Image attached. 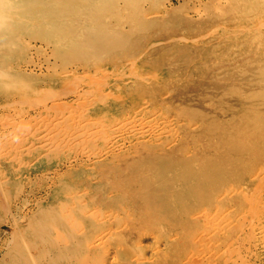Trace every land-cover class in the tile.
Returning a JSON list of instances; mask_svg holds the SVG:
<instances>
[{
  "label": "rangeland",
  "instance_id": "rangeland-1",
  "mask_svg": "<svg viewBox=\"0 0 264 264\" xmlns=\"http://www.w3.org/2000/svg\"><path fill=\"white\" fill-rule=\"evenodd\" d=\"M113 3L119 15L111 23L127 30L123 35L134 42L130 49L109 52L96 62L67 60L58 56L59 50L53 45L29 35L21 37L17 51L9 52L17 74L14 85L18 87L6 91L0 86V189L4 193L0 198V264H11L15 249L28 238L25 229L39 227L38 219L44 213L51 214L56 222L68 223L70 229L81 220L88 221L87 216L94 219L81 224L89 236L87 264H264V31L260 33L261 44L251 40L257 36L255 26L264 17V4L249 10L238 0H141L142 11L135 15L127 12L122 1ZM1 54L7 55L0 51V60ZM149 123L155 127L150 129ZM164 156L205 171L207 185L215 192L210 203L199 200L187 209L189 218L183 225L189 233L181 259L171 248L175 240L170 235L181 229L171 225L173 208L168 202L164 204L167 217L162 226L169 235L161 240L130 224L129 212L135 215L133 205L126 204L123 193H111L113 184L127 185L142 165L158 163ZM211 160L223 170L211 166ZM97 193L105 205L101 222L94 224L97 205L93 196ZM27 198L30 201L27 213L22 214L24 220L6 221L2 204L15 207ZM118 206L120 216L112 219L109 211ZM206 211L214 213L208 218ZM197 215H206L205 220ZM117 228L120 230H114ZM101 234L105 239L99 245L104 243L110 254L94 242Z\"/></svg>",
  "mask_w": 264,
  "mask_h": 264
},
{
  "label": "bare ground",
  "instance_id": "bare-ground-1",
  "mask_svg": "<svg viewBox=\"0 0 264 264\" xmlns=\"http://www.w3.org/2000/svg\"><path fill=\"white\" fill-rule=\"evenodd\" d=\"M115 0H0V51L7 54L6 56L2 55V60H0V86L6 90L10 91L15 87L14 80L17 77L16 70L11 67L12 59L9 57V52L11 53L13 50H16V48L19 46V43L21 42V37L29 36L34 39H42L47 42L48 45H53L56 50H59L58 56H62L63 58L67 60H72L75 58H81L85 60H95L96 58L105 57L107 53H116L121 52L126 49H130L133 46V41L125 38L123 34L127 32L122 26L114 25L111 23V20L115 17L117 18V15L119 11V8L114 5ZM124 3V8L127 10V12L132 11L133 14L138 15L139 12L142 11V8L140 7V1L141 0H119ZM235 2L237 0H234ZM238 1H244L245 4H247L249 10H253V5H263L264 0H238ZM121 3V2H120ZM122 3V4H123ZM246 6V5H245ZM236 8V7H235ZM243 9V8H242ZM257 10V9H256ZM255 10V11H256ZM181 11V10H180ZM261 11V10H260ZM259 14V13H258ZM125 16V15H124ZM146 16V15H145ZM148 16V15H147ZM151 16V14H150ZM256 16V15H254ZM253 16V17H254ZM224 18V17H223ZM256 18V17H255ZM259 19V18H258ZM261 19V18H260ZM255 21V20H254ZM256 22V21H255ZM221 26V25H220ZM126 27V26H125ZM254 29V33H256V37L251 38L253 42L256 43H262V36L261 32L264 31V17L257 23ZM229 28V27H228ZM231 28V27H230ZM242 28V26H241ZM247 28V27H246ZM250 29V27H248ZM254 28V27H251ZM239 29V28H236ZM245 29V27H244ZM213 30V28H212ZM211 30V31H212ZM235 30V29H234ZM248 29H246L247 31ZM39 31V32H36ZM48 31V32H47ZM209 31V32H211ZM228 31V30H227ZM235 32V31H234ZM245 32V31H244ZM249 32V30H248ZM253 32V30L251 31ZM208 33V32H207ZM206 33V34H207ZM217 33V32H216ZM233 33V32H232ZM231 33V34H232ZM237 33V31H236ZM239 33V32H238ZM241 33V32H240ZM243 33V32H242ZM209 34V33H208ZM207 34V35H208ZM230 34V33H229ZM204 35V34H203ZM228 35V34H227ZM173 37V36H172ZM185 37V36H184ZM204 37V36H203ZM180 38V37H178ZM182 38V37H181ZM180 38V39H181ZM201 38V36H200ZM134 39V38H133ZM138 39V38H137ZM195 39V38H194ZM193 39V40H194ZM197 39V38H196ZM175 40V39H174ZM186 40V39H185ZM172 41V40H171ZM155 42V40H154ZM159 42V40H157ZM187 42V41H186ZM191 42V41H189ZM160 43V42H159ZM192 43V42H191ZM158 44V43H157ZM156 44V45H157ZM204 44V43H203ZM210 44V43H209ZM154 45V44H152ZM198 45V44H197ZM23 47V46H22ZM148 47L149 44H148ZM148 49V48H147ZM259 47L256 48V51H259ZM25 50V48H24ZM63 50V51H62ZM17 51V50H16ZM23 52V51H22ZM129 53V52H126ZM144 53V52H143ZM145 54V53H144ZM143 55V54H141ZM61 57V58H62ZM140 57V56H139ZM18 58V57H17ZM142 58V57H140ZM139 58V59H140ZM144 60V58H143ZM89 61V62H90ZM97 60H95L96 62ZM83 62V61H82ZM92 62V61H91ZM102 63V62H101ZM104 63V62H103ZM107 63V62H105ZM124 63V62H123ZM87 64V63H86ZM92 64V63H91ZM94 64V63H93ZM97 64V63H96ZM95 64V65H96ZM111 64V63H109ZM117 64V63H116ZM122 64V63H121ZM134 64V63H133ZM88 65V64H87ZM98 65V64H97ZM127 65V64H126ZM95 67V66H94ZM100 67V66H98ZM114 67V66H113ZM147 67V66H146ZM130 68V67H128ZM91 69V68H90ZM89 69V70H90ZM165 69V68H164ZM163 69V70H164ZM94 70V69H93ZM95 71V70H94ZM79 72V71H78ZM125 72V70L121 71ZM161 73V72H160ZM165 73V71H164ZM19 74V73H18ZM152 74V73H151ZM150 74V75H151ZM125 76V75H124ZM145 76V75H144ZM195 76V75H193ZM148 77V76H147ZM166 77V76H165ZM164 77V78H165ZM22 78V77H21ZM115 78V77H114ZM138 78V77H137ZM178 78V77H177ZM23 79V78H22ZM91 79V78H90ZM128 79V78H127ZM146 79V78H145ZM161 79V78H160ZM168 79V78H167ZM20 80V79H19ZM92 80V79H91ZM90 80V81H91ZM117 80V79H116ZM141 80V79H140ZM155 80V79H154ZM166 81V80H165ZM164 81V82H165ZM98 83V82H96ZM120 83V82H119ZM118 83V84H119ZM149 83V82H148ZM22 84V83H21ZM124 84V83H123ZM122 84V86H123ZM71 85V84H70ZM117 84H115L116 86ZM21 86V85H20ZM26 87V86H25ZM129 87V85H128ZM127 87V88H128ZM131 87V86H130ZM123 88V87H122ZM125 88V90L127 89ZM92 89V88H91ZM115 89V88H114ZM117 90V89H116ZM132 91V90H130ZM73 92V91H72ZM77 94L80 93L79 91H76ZM100 92V91H99ZM133 92V91H132ZM170 92V91H169ZM8 93V92H6ZM87 94V93H86ZM108 94V93H107ZM125 94V93H124ZM90 95V94H89ZM111 95V93H110ZM133 95V94H132ZM166 95V94H165ZM64 96V95H62ZM65 95L64 97H66ZM83 96V95H82ZM93 96V95H92ZM207 96V95H206ZM79 97V96H78ZM128 97V96H127ZM131 97V96H130ZM135 97V96H133ZM163 98V97H162ZM132 99V98H131ZM81 100V99H80ZM144 100V99H143ZM142 100V101H143ZM147 100V99H146ZM79 101V100H78ZM138 101V100H137ZM121 103V100L119 101ZM136 102V100H135ZM144 102V101H143ZM61 103V102H60ZM118 103V102H116ZM126 103V102H125ZM133 103V102H132ZM147 103V101L145 102ZM178 103V102H177ZM55 104V103H54ZM143 104V103H142ZM159 104V103H158ZM166 103H164L165 105ZM176 104V103H175ZM205 104V103H204ZM207 104V103H206ZM68 105V104H67ZM146 105V104H145ZM148 105V103H147ZM91 106V105H90ZM111 107V105L109 104ZM140 106V104H139ZM138 106V107H139ZM143 106V105H142ZM141 106V107H142ZM149 106V105H148ZM167 106V105H166ZM82 107V106H81ZM120 107V106H119ZM134 107V106H133ZM140 107V108H141ZM46 108V106H45ZM126 108V106H125ZM132 108V107H131ZM81 108H79L80 110ZM119 109V108H118ZM122 109V108H121ZM124 109V108H123ZM127 109V108H126ZM148 109V108H147ZM128 110V109H127ZM70 111V110H69ZM125 112V109L123 110ZM121 111V112H123ZM186 111V110H185ZM81 112V110H80ZM84 112V111H83ZM86 112V111H85ZM129 112V111H127ZM125 112L126 114H128ZM70 113V112H69ZM79 113V112H78ZM77 113V114H78ZM122 114V113H121ZM146 114V113H145ZM156 114V113H155ZM165 114V112H164ZM167 114V113H166ZM143 115V114H142ZM60 116V115H59ZM155 116V115H154ZM163 116V115H161ZM174 116V115H173ZM124 117V116H123ZM166 117V115H165ZM90 118V117H89ZM172 118V117H171ZM176 117H174L175 119ZM163 119V118H162ZM165 119V118H164ZM169 119V118H168ZM129 120V119H128ZM166 120V119H165ZM177 120V119H176ZM175 120V122H176ZM188 120V119H187ZM57 121V120H56ZM87 121V120H85ZM155 121V120H154ZM170 121V120H169ZM134 122V121H133ZM178 122V121H177ZM188 122V121H187ZM186 122V123H187ZM199 122V121H198ZM78 123V122H77ZM81 123V122H80ZM84 123V122H83ZM121 123V122H120ZM119 123V124H120ZM125 123V119H124ZM132 123V122H131ZM153 123V121H152ZM168 123V120H167ZM182 123V122H181ZM180 123V124H181ZM53 124V123H52ZM116 124V123H115ZM126 124V123H125ZM129 124V123H128ZM127 124V125H128ZM133 124V123H132ZM151 126V123H149ZM148 124V125H149ZM154 124V123H153ZM158 124V123H156ZM45 125V124H44ZM127 125L125 126L127 128ZM155 125V124H154ZM173 125V124H172ZM197 125V124H196ZM38 126V125H37ZM63 126V125H62ZM77 126V125H76ZM87 126V125H86ZM118 126V125H116ZM129 126H131L129 124ZM140 127H143L142 124L139 125ZM179 126V125H178ZM80 127V126H79ZM92 127V126H91ZM105 127V126H104ZM115 127V126H114ZM124 127V128H125ZM137 128V130H140ZM145 127V126H144ZM155 127V126H153ZM152 126L150 127L153 128ZM157 127V126H156ZM159 127V126H158ZM28 128V127H27ZM55 128V127H54ZM65 128V127H64ZM74 128V126H73ZM72 128V129H73ZM78 128V127H77ZM96 128V127H95ZM100 128V127H99ZM112 128V127H111ZM123 128V127H122ZM123 128V129H124ZM134 127H132L133 129ZM147 128V127H145ZM160 128V127H159ZM175 128V127H174ZM173 128V131H174ZM192 128V127H190ZM59 129V128H58ZM57 129V130H58ZM98 129V128H96ZM103 129V128H102ZM142 129V128H141ZM156 129V128H155ZM164 129V128H163ZM22 130V129H21ZM48 130V129H47ZM85 130V129H84ZM149 130V129H148ZM16 131V130H15ZM63 131V130H62ZM68 131V130H67ZM106 131V130H105ZM127 131V129H126ZM152 131V130H151ZM177 130L176 132H178ZM55 130L53 131V133ZM72 132V131H71ZM70 132V133H71ZM134 132V131H133ZM150 132V131H148ZM157 132V131H156ZM25 133V132H24ZM52 133V131H51ZM49 133L48 135H50ZM123 133V131H122ZM175 133V132H174ZM173 133V134H174ZM77 134V133H76ZM118 134V133H117ZM130 134V133H129ZM156 134V133H155ZM154 134V135H155ZM169 134V131H168ZM20 135V133H19ZM25 135V134H24ZM46 135V136H48ZM65 135V134H64ZM63 135V136H64ZM114 135V134H113ZM151 135V134H150ZM149 135V136H150ZM160 135V134H159ZM170 136L172 134H169ZM178 135V134H175ZM11 136V135H10ZM87 138V135H85ZM84 136V137H85ZM98 136V135H96ZM153 136V135H152ZM158 136V135H157ZM25 137V136H24ZM23 137V138H24ZM38 137V136H37ZM51 137V136H50ZM70 135L66 138H69ZM110 137V136H109ZM124 137V136H123ZM154 137V136H153ZM21 138V137H20ZM45 138V137H44ZM55 138V136H54ZM60 138V137H59ZM62 138V137H61ZM83 138V137H82ZM167 138V137H166ZM178 138V136L176 137ZM12 139V138H11ZM16 139V138H15ZM81 139V138H79ZM78 139V140H79ZM175 139V138H173ZM180 139V138H179ZM48 140V139H47ZM50 140V138H49ZM52 140V139H51ZM60 140V139H59ZM58 140V141H59ZM135 140V139H134ZM149 140V139H148ZM156 140V139H155ZM172 140V139H171ZM46 141V140H45ZM66 141V140H65ZM72 141V140H71ZM68 141V142H71ZM76 141V140H75ZM168 141V140H167ZM177 141V140H176ZM180 141V140H179ZM18 142V141H17ZM21 142V141H20ZM39 142V141H38ZM51 142V141H50ZM31 143V142H29ZM64 143V142H63ZM86 143V142H85ZM150 143V142H149ZM156 143V142H155ZM178 143V142H177ZM16 144V143H15ZM87 144V143H86ZM29 145V144H28ZM72 145V144H70ZM186 145V144H185ZM2 146V145H1ZM10 146V145H8ZM14 146V145H13ZM62 144L60 145V147ZM68 146V144H67ZM66 146V147H67ZM156 146V145H155ZM12 147V146H11ZM10 147V148H11ZM18 147V146H17ZM26 147V146H25ZM54 147V146H53ZM65 147V148H66ZM82 147V146H81ZM80 147V148H81ZM2 148V147H1ZM0 148V150H1ZM32 148V147H31ZM64 148V147H63ZM64 148V149H65ZM72 148V147H71ZM113 148V147H112ZM130 148V147H129ZM8 149L7 147L4 148ZM16 149V148H15ZM69 149V148H68ZM86 149V148H85ZM126 149V148H125ZM192 149V148H191ZM3 150V151H4ZM10 150V149H9ZM44 150V149H43ZM99 150V149H97ZM96 150V152H97ZM106 150V149H105ZM114 150V149H113ZM128 150V149H127ZM7 151V150H6ZM16 151V150H15ZM95 151V150H94ZM101 151V150H100ZM157 151V150H156ZM189 151V150H188ZM20 151H18L19 154ZM99 152V151H98ZM102 152V151H101ZM113 153V151H111ZM124 152V151H123ZM122 152V153H123ZM6 153V152H4ZM9 153V152H8ZM31 153V151H30ZM42 153V152H41ZM78 153V152H77ZM116 153V152H115ZM121 153V154H122ZM7 154V153H6ZM4 154V155H6ZM13 154V153H12ZM114 154V153H113ZM188 154V153H187ZM195 154V151H194ZM1 155V151H0ZM3 155V153H2ZM110 155V154H109ZM185 155V154H184ZM19 156V155H18ZM17 156V159H18ZM41 156V155H40ZM92 156V155H91ZM101 156V154H100ZM219 156V155H217ZM216 156V157H217ZM5 158V157H4ZM23 158V157H22ZM34 158V156H33ZM84 158V157H83ZM100 158V157H99ZM111 158V157H110ZM167 156H164V159L159 160L158 163H148L142 165L138 170L140 173L136 174L134 177L131 178L130 183L123 186L120 184H113V192L115 196L120 193L124 194V197L127 200L126 204H132L133 208L135 209V215H130L131 223L133 226L134 224L139 225L141 227V231L143 234L151 235L154 238L165 240V238L168 237V232H166L165 229V216L167 217V212L165 211L164 204L166 202L171 205L172 212L170 215L171 218V225H177L178 228L181 229L180 233H174L171 236V238L174 241L172 245V249H175L177 252L179 258L181 259L182 256L185 254L186 245L184 242V239L186 238V234L189 233V230L185 224V219L189 218L187 215V209H189L190 206L193 205V202L201 201L202 203H210L211 200L214 198V190L210 188L209 185H207V175L205 171L198 170L196 165L193 166L189 163H186L184 166L182 163H177L176 161L172 159H166ZM9 159V157H8ZM25 159V158H24ZM32 159V158H31ZM74 159V157H73ZM91 159V158H90ZM211 159V158H210ZM35 160V159H33ZM67 160V159H66ZM110 160V159H109ZM2 161V160H1ZM31 161V160H30ZM71 160H69L70 162ZM84 161V160H83ZM5 162V161H4ZM16 162V161H14ZM35 162V161H34ZM78 162V161H77ZM81 162V161H80ZM107 162V161H106ZM1 163V162H0ZM6 163V162H5ZM22 162L21 164H23ZM87 163V162H86ZM110 163V162H109ZM19 164V166L21 165ZM71 164V163H70ZM75 164V163H74ZM216 162L211 160L210 165L215 166V168H219L223 170V168L217 166ZM18 165V164H17ZM47 165V164H46ZM109 165V164H108ZM219 165V164H218ZM25 166V165H24ZM95 166V165H94ZM118 166V165H117ZM264 166V165H263ZM8 167V166H7ZM16 167V166H15ZM57 167V166H56ZM62 167V166H61ZM6 168V167H5ZM29 168V167H28ZM48 168V167H47ZM15 169V168H14ZM13 169V170H14ZM25 169V168H24ZM60 169V168H59ZM26 170V169H25ZM32 170V169H31ZM43 170V169H42ZM41 170V171H42ZM56 170V169H54ZM29 171V170H28ZM40 171V172H41ZM50 171V170H47ZM72 171V170H71ZM96 171V170H95ZM227 171V170H226ZM225 171V172H226ZM54 172V171H53ZM224 172V173H225ZM56 173V172H54ZM61 173V172H60ZM3 174V173H2ZM36 174V173H35ZM34 174V175H35ZM43 174V173H42ZM48 174V173H47ZM228 174V173H227ZM227 174H225V178H228ZM15 175V174H14ZM62 176V175H61ZM59 176V177H61ZM37 177V176H36ZM45 177V176H44ZM56 177V176H55ZM54 177V178H55ZM251 177V176H250ZM16 178V177H15ZM46 178V177H45ZM44 179V178H43ZM47 179V178H46ZM38 180V179H37ZM88 180V179H87ZM247 180V179H246ZM2 181V180H1ZM12 181V180H11ZM52 181V180H51ZM92 181V180H91ZM16 182V181H15ZM33 182V181H32ZM30 182V183H32ZM37 182V181H36ZM78 182V181H77ZM249 182V181H247ZM34 183V182H33ZM76 183V182H75ZM109 183V181L107 182ZM35 184V183H34ZM48 184V183H47ZM32 185V184H31ZM82 185V184H81ZM91 185V184H90ZM103 185V184H101ZM106 185V183H105ZM110 185V184H109ZM232 185V184H231ZM234 185V184H233ZM6 186V185H4ZM124 187L123 188H121ZM235 186V185H234ZM53 187V186H52ZM51 187V188H52ZM104 187V185H103ZM233 186H231L232 188ZM254 187V186H253ZM252 187V188H253ZM50 188V187H49ZM50 188V189H51ZM231 188L229 190H231ZM100 189V188H99ZM107 189V188H106ZM214 189V187H213ZM241 189V186H240ZM98 190V188H97ZM102 190V189H101ZM109 190V188H108ZM244 190V188H243ZM247 190V189H246ZM8 191V189H7ZM123 191V192H122ZM217 191V190H216ZM18 192V191H17ZM16 192V193H17ZM21 192V191H20ZM228 192V191H227ZM238 192V191H237ZM244 192V191H242ZM1 193V189H0ZM15 193V194H16ZM81 193V192H79ZM14 194V197H15ZM78 194V193H77ZM105 194H108L105 193ZM238 194V193H236ZM243 194V193H242ZM2 195V193L0 194ZM4 195V193H3ZM3 195L0 197L2 198ZM111 195V194H110ZM223 195V194H222ZM229 195V194H228ZM231 195V194H230ZM229 195V197H230ZM13 196V195H12ZM22 196V195H21ZM31 196V195H30ZM67 196V195H66ZM71 196V195H69ZM89 196V195H88ZM227 196V195H226ZM242 196V195H241ZM240 196V197H241ZM9 198L7 196H4V198ZM121 197V195H120ZM25 198V197H24ZM224 198V197H223ZM34 199V198H33ZM32 199V200H33ZM90 199V198H88ZM113 199V197H112ZM118 199V198H117ZM218 199V198H217ZM220 199V198H219ZM3 200V199H2ZM6 200V199H5ZM19 200V199H18ZM23 200V199H21ZM221 200V199H220ZM4 201V200H3ZM30 199L27 198L24 201H21L18 205L14 206H8L5 205L3 207V212L5 213L4 217L6 221L8 222H19V220H24L22 214L26 212V207L29 204ZM69 201V200H68ZM85 201V200H84ZM93 201L97 205L95 214H97V221L95 220V223H100V213L101 209L104 208V200L101 193H97L93 196ZM114 201V199H113ZM219 201V200H217ZM116 202V201H115ZM220 202V201H219ZM223 203V201H221ZM7 203V202H5ZM4 203V204H5ZM10 203V202H9ZM41 203V202H40ZM59 203V202H58ZM61 203V201H60ZM71 203V202H70ZM81 203V202H80ZM83 203V202H82ZM123 203V202H122ZM198 203V202H197ZM196 203V204H197ZM66 204V203H65ZM120 204V203H118ZM38 205V203H37ZM60 205V204H59ZM71 205V204H70ZM73 205V204H72ZM94 205V204H92ZM113 205V204H112ZM218 205V204H217ZM114 206V205H113ZM197 206V205H196ZM222 206V205H221ZM63 207V206H62ZM116 207V205H115ZM130 207V206H129ZM199 207V206H198ZM196 207V208H198ZM30 208V207H29ZM65 208V207H64ZM70 208V206L68 207ZM73 208V207H72ZM83 208V207H82ZM93 208V207H92ZM193 208V207H192ZM217 208V206H216ZM220 208V207H219ZM39 209V208H38ZM95 209V208H94ZM206 208H204L205 210ZM210 209V208H209ZM218 209V208H217ZM230 209V208H229ZM1 210V209H0ZM28 210V209H27ZM78 212L79 209L77 208ZM121 206H118L117 208H114V211L110 212V217L112 219H116L120 216ZM124 210V209H123ZM132 210V208H131ZM190 210V209H189ZM223 211V208L221 209ZM220 210V211H221ZM70 211V210H69ZM91 211V210H90ZM106 210H104L105 212ZM126 211V210H125ZM124 211V212H125ZM128 211V210H127ZM194 211V210H192ZM202 211V210H201ZM199 211V214L200 212ZM210 211V210H209ZM215 211V209H214ZM214 211H212L214 213ZM219 211V212H220ZM228 211V210H227ZM94 212V211H93ZM122 212V211H121ZM204 211L201 212V214ZM207 212V211H206ZM27 213V212H26ZM66 212V216H67ZM89 214V212H87ZM108 213V212H107ZM190 212L189 214H191ZM208 213V212H207ZM208 213L210 217L211 214ZM224 213V212H222ZM69 214V213H68ZM80 214V212H79ZM83 214V213H82ZM92 214V213H91ZM105 214V213H104ZM124 214V213H123ZM127 214V212H126ZM205 214V213H204ZM218 214V212H217ZM229 214V213H228ZM231 214V213H230ZM1 215V214H0ZM27 215V214H26ZM87 216V214L85 213ZM128 215V214H127ZM193 215V214H192ZM220 214H218L217 217H219ZM73 216V215H72ZM198 216V215H197ZM196 216V217H197ZM206 216V215H205ZM203 216V217H205ZM229 216V215H228ZM25 217V215H24ZM99 217V218H98ZM108 217V216H107ZM192 217V216H191ZM199 217V216H198ZM202 216L199 217L202 220ZM214 217V216H213ZM23 218V219H22ZM80 218V217H79ZM78 218V219H79ZM88 221L83 222L82 220L77 222V224L72 225L71 223V229L69 224H61L58 220L56 222V218H54L49 213H44L39 219H38V225L35 230L30 231L31 229H25L24 236L27 235V239L24 240V242L21 245H18V247L15 249L14 253L11 257V264H87V258H86V252L90 248V244L88 243V233L85 231V227L81 224H87L90 222L91 218H89ZM194 218V217H192ZM216 217H214L215 219ZM1 219V217H0ZM71 219V218H70ZM106 219V217H105ZM191 219V218H190ZM198 218H194V222L198 220H195ZM3 220V219H2ZM20 220V221H21ZM69 220V219H68ZM77 220V219H76ZM92 220H94L92 218ZM104 220V218H103ZM193 220V219H192ZM5 221V220H4ZM110 220H108L109 223ZM218 221V220H217ZM2 222V221H1ZM69 222V221H68ZM227 222V221H226ZM120 223V222H118ZM193 223V222H191ZM2 224V223H1ZM6 224V223H5ZM125 224V222H124ZM127 224V223H126ZM164 224V226H162ZM178 224L180 226H178ZM196 224V223H194ZM193 224V225H194ZM101 225V224H99ZM186 225V224H185ZM197 225V224H196ZM199 225V223H198ZM197 225V226H198ZM6 226V225H5ZM17 226V225H16ZM19 226V225H18ZM23 226V225H21ZM24 226H26L24 224ZM105 226V225H104ZM103 226V227H104ZM110 226V225H109ZM124 226V225H123ZM132 226V227H133ZM196 226V228H197ZM214 226V225H213ZM126 227V226H125ZM192 228V226H189ZM206 227V226H205ZM91 228V226H90ZM95 228V227H94ZM167 228V227H166ZM194 228V230L196 229ZM109 229V228H108ZM113 229V227H112ZM111 229V230H112ZM122 229V227H121ZM4 230V229H3ZM15 230V229H14ZM87 230V229H86ZM91 230V229H90ZM94 230V229H93ZM110 230V231H111ZM114 230H120V228L114 229ZM19 231V229H18ZM22 231V230H21ZM109 231V232H110ZM13 232V231H12ZM99 232V231H98ZM196 232L197 231L196 229ZM195 232V233H196ZM15 233V232H13ZM20 233V232H19ZM92 233V232H91ZM208 233V232H207ZM3 234V233H2ZM5 234V233H4ZM8 234V233H7ZM10 234V233H9ZM18 234V233H17ZM16 234V235H17ZM56 234L54 239H52V235ZM106 234V233H105ZM110 234V233H109ZM11 235V234H10ZM114 235V234H113ZM2 236V235H0ZM14 236V235H13ZM107 236V235H106ZM205 236V235H204ZM207 236V235H206ZM200 237V236H199ZM93 238V237H92ZM198 238V235H197ZM195 238V240L197 239ZM21 239V238H20ZM105 239V236L103 234L97 236L94 240L96 242L95 244H98V246L101 248V251L105 254H110V250L104 248L103 246L99 245L102 240ZM146 239V238H145ZM11 240L13 238L11 237ZM10 240V242H11ZM23 240V239H22ZM87 240V242H86ZM149 240V239H147ZM155 240V239H154ZM152 240V241H154ZM170 240V239H169ZM172 240V241H173ZM194 240V241H195ZM5 241V240H4ZM3 242V241H2ZM20 242V241H19ZM22 242V241H21ZM20 242V243H21ZM141 242V241H140ZM146 242V241H144ZM161 242V241H160ZM167 242V241H166ZM171 242V241H170ZM169 242V243H170ZM9 243V242H8ZM7 243V244H8ZM163 243V242H161ZM168 243V244H169ZM195 243V242H194ZM198 243V242H197ZM12 244V243H11ZM94 243H92L93 245ZM94 244V245H95ZM142 244V243H141ZM16 245V244H15ZM91 245V246H92ZM106 245V244H105ZM113 245V244H112ZM139 245L138 243L136 246ZM165 245V244H164ZM17 246V245H16ZM135 246V247H136ZM159 246V245H158ZM116 247V245H115ZM114 247V248H115ZM152 247V246H151ZM157 247V246H156ZM162 246H160L161 248ZM2 248V247H1ZM112 248V249H114ZM124 248V247H123ZM132 248V247H131ZM130 248V249H131ZM166 247H163V249ZM3 249V248H2ZM98 249V248H97ZM125 249V248H124ZM127 249V247H126ZM129 249V250H130ZM138 249V248H137ZM157 249V248H156ZM156 249H153L156 250ZM128 250V249H127ZM134 250V249H132ZM136 250V249H135ZM164 250V251H165ZM168 250V249H167ZM99 251V249L97 250ZM114 251V250H113ZM113 251H111L113 253ZM100 252V251H99ZM98 252V253H99ZM126 252V251H125ZM128 252V251H127ZM131 252V251H129ZM141 252V251H140ZM192 252V251H191ZM194 252V251H193ZM91 253V252H90ZM134 253V252H133ZM125 254V253H123ZM131 254V253H130ZM147 254V253H146ZM99 255V254H97ZM112 255V254H111ZM138 256L140 255L137 254ZM154 255V254H153ZM100 256V255H99ZM142 256V255H140ZM110 257V256H109ZM115 257V256H114ZM124 257H127L124 255ZM129 257V256H128ZM131 257V256H130ZM129 257V258H130ZM159 257V256H158ZM185 257V256H183ZM188 257V256H187ZM111 258V257H110ZM118 258V257H117ZM134 258V257H133ZM139 258V257H138ZM153 258V257H152ZM89 259V258H88ZM113 259V258H112ZM120 259V257H119ZM122 259V258H121ZM120 259V260H121ZM142 259V257H141ZM159 259V258H158ZM187 259V258H186ZM133 260V259H132ZM144 258L142 259V261ZM150 260V259H149ZM185 261V258L183 259ZM117 261V260H115ZM137 261V260H136ZM147 261V260H146ZM2 262V261H1ZM90 262V261H89ZM111 263V260L108 261ZM154 262V261H153ZM145 264V263H141ZM178 264V263H177Z\"/></svg>",
  "mask_w": 264,
  "mask_h": 264
}]
</instances>
